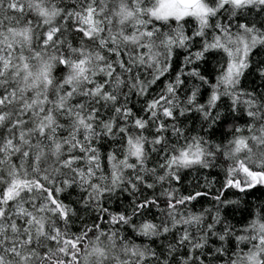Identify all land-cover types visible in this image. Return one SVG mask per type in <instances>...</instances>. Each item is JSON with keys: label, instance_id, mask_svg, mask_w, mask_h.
Listing matches in <instances>:
<instances>
[{"label": "snow or ice", "instance_id": "6c2138e0", "mask_svg": "<svg viewBox=\"0 0 264 264\" xmlns=\"http://www.w3.org/2000/svg\"><path fill=\"white\" fill-rule=\"evenodd\" d=\"M0 264H264V0H0Z\"/></svg>", "mask_w": 264, "mask_h": 264}, {"label": "trees", "instance_id": "16d2710c", "mask_svg": "<svg viewBox=\"0 0 264 264\" xmlns=\"http://www.w3.org/2000/svg\"><path fill=\"white\" fill-rule=\"evenodd\" d=\"M259 83V81H257V84ZM221 178H222V174H221ZM259 196H261V192H256V195H255V197H249V199H252V200H254L256 197H259ZM202 203H204L205 204V206H210V202L209 201H202ZM197 207H199V205H197ZM237 218H239V214H237Z\"/></svg>", "mask_w": 264, "mask_h": 264}]
</instances>
